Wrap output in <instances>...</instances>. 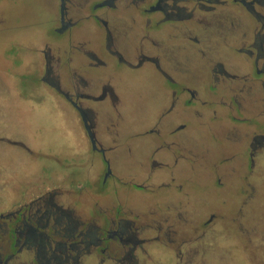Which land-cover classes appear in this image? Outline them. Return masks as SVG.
Masks as SVG:
<instances>
[{
  "label": "flooded vegetation",
  "instance_id": "1",
  "mask_svg": "<svg viewBox=\"0 0 264 264\" xmlns=\"http://www.w3.org/2000/svg\"><path fill=\"white\" fill-rule=\"evenodd\" d=\"M83 9L84 5L76 0H58L57 25L53 31L68 41L54 40L57 54L52 53L48 43L39 50L44 62L41 81L61 98V104L55 107L65 113L73 110L88 150L101 155L105 172L100 191L105 189L112 175L107 156L136 152L132 141L118 139L119 127L111 122V111L117 109L119 99L112 78L102 72L110 61L116 71L147 66L170 87L161 91L163 112L160 118L144 132L149 135V154L163 152L161 158L173 157L179 151L180 157L190 164L195 154L197 158L202 155L205 147L194 142L187 122L173 118L177 110L188 115L193 111V116L204 121L200 112L203 110L204 114H211L208 123L223 124L213 109L214 103L220 102L231 114L234 111L244 114L248 101L258 92L261 96L253 99V104L264 107V0H95L86 17H81ZM89 19L96 24L90 31L103 32L105 54L92 50L91 41L80 34V22ZM72 44L79 47V55L68 48L73 47ZM221 45H229L228 49L240 53L244 61L228 53L224 55ZM201 78H207L204 82L209 87L220 88L222 92L207 91L210 96L219 93V99L214 102L202 99L192 88L191 84ZM221 95L227 100H222ZM234 115L232 123H252L251 118ZM165 135L168 138H164ZM238 135L240 139L235 141L220 134L217 138L223 144L242 147L241 133ZM249 135L247 131L246 137ZM14 142L26 153L35 154L22 142ZM122 142L126 148L122 149ZM79 143H74L75 149L79 150ZM68 144L62 142L61 148L66 146L69 150ZM258 149H264V133L249 138L248 150L244 151L249 164L254 163ZM52 159L58 168H47L45 180L38 183L40 186L35 190L39 193L21 187L18 202L11 206V211L0 214L3 240L0 264H136L134 254L149 243H156L157 248L167 247L174 259L188 251L187 247L181 249L190 244L191 239L183 231L189 224L186 213L179 210L184 207L179 205L183 199H168L164 203L167 208L178 204L174 216L153 210L135 213V210L122 208L117 194L113 195L111 205L99 207L97 201L85 199L79 191L80 184L68 182L66 191L51 187V182L60 178L64 183L67 180L61 161ZM163 163L151 162V173L157 169L164 171ZM83 177L85 181L93 180L88 173ZM46 180H51L50 184L44 182ZM47 183L50 188L45 191L41 186ZM63 197L73 210L59 205ZM155 260H152L155 264H162Z\"/></svg>",
  "mask_w": 264,
  "mask_h": 264
},
{
  "label": "rangeland",
  "instance_id": "2",
  "mask_svg": "<svg viewBox=\"0 0 264 264\" xmlns=\"http://www.w3.org/2000/svg\"><path fill=\"white\" fill-rule=\"evenodd\" d=\"M76 1L84 5L81 17L88 15L95 2ZM57 12L58 0H0V214L11 211V206L18 202L21 187L39 193L35 190L40 186L38 183L45 180L47 168H58L53 162L54 157L61 161L67 180L65 183L61 178L56 182H44H51L52 188L61 191H66L71 182L80 184L79 191L85 199L97 201L99 207L111 205L113 195L117 194L122 208L135 210V213L153 210L174 216L178 204L167 208L164 203L168 199H183L179 205L184 207L179 210L186 213L189 223L183 231L191 239L190 244L181 249L187 247L188 251L174 259L167 247L157 248L156 243H149L134 254L136 264H155L152 261L155 258L162 264H264V149L256 151L254 163L251 161L250 164L244 152L248 150L250 137L264 133V107L253 104V99L261 94L255 93V98L248 101V106L254 107L244 114L236 111L231 114L220 102L213 104L219 119L226 125L232 124L234 114L237 118H244L246 114L251 117L252 126L259 129L256 132L247 124L244 132L230 127L226 134H221L235 141L240 139L238 134L241 133L242 147L218 141L219 134L212 133L209 125L206 126L211 123H208L211 114L198 110L203 114V121L193 116V111L188 115L177 110L173 118L187 122L194 142L205 145L204 148L200 146L203 148L200 155L204 159L195 154L189 164L180 157L179 151L173 157L161 158L163 152L149 154V135L144 132L160 118L163 112L161 91L170 87L147 66L116 71L110 61L109 67L102 72L112 78L119 99L117 109L111 111V122L119 127L118 139L132 141V149L136 152L132 155L122 152L112 158L107 156L112 175L108 177L105 189L100 191L105 172L101 155L88 150L73 110L70 108L65 113L55 107L61 104V98L41 81L44 62L39 50L48 43L52 53L57 54L54 40L68 41L53 31L57 25ZM79 26L82 27L80 34L91 41L90 48L105 54L102 30L90 31L96 26L95 22L83 20ZM72 45L76 48H68L79 55V47ZM221 46L224 55L228 53L244 61L240 53L228 49L229 45ZM201 73L207 76L204 70ZM205 80L201 78L191 86L202 99L214 102L220 94L210 96L207 91H222L215 86L209 87ZM221 97L227 100L224 95ZM93 105L97 104L94 102ZM163 137L168 138L167 135ZM14 141L22 142L35 154L26 153ZM79 141L78 150L74 143ZM62 142H69V150L66 146L61 148ZM121 147L127 146L122 142ZM155 160L164 161V171L157 169L151 173V162ZM86 173L93 177L92 181L84 180ZM84 181L87 182L85 185ZM49 184L41 187L46 191ZM66 200L60 198L59 205L73 210ZM2 241L0 235V245Z\"/></svg>",
  "mask_w": 264,
  "mask_h": 264
},
{
  "label": "crops",
  "instance_id": "3",
  "mask_svg": "<svg viewBox=\"0 0 264 264\" xmlns=\"http://www.w3.org/2000/svg\"><path fill=\"white\" fill-rule=\"evenodd\" d=\"M255 107H257L256 105H254ZM254 106H252V107H250V106H247V110L249 111V110H252L253 109V107ZM243 117L244 118H249V116L246 114V115H243ZM251 118V117H250ZM246 123H243V124H241V123H232V124H228V125H226V124H219V123H217V122H212V123H210L209 124V129H210V131L212 132V133H219L220 135L221 134H226L225 132H226V130L227 129H229L230 127L231 128H237L238 130H240V132L242 131V132H244L245 131V127H246ZM249 128L251 129H255V131L254 132H256L257 131V129L258 128H255V127H253L252 126V123L249 125ZM259 130V129H258ZM221 136H223V135H221ZM230 144V143H229Z\"/></svg>",
  "mask_w": 264,
  "mask_h": 264
}]
</instances>
